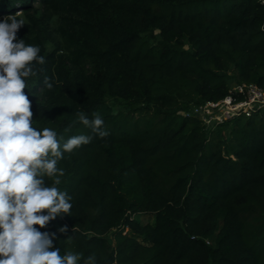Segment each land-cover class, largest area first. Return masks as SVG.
Wrapping results in <instances>:
<instances>
[{
	"label": "trees",
	"instance_id": "trees-1",
	"mask_svg": "<svg viewBox=\"0 0 264 264\" xmlns=\"http://www.w3.org/2000/svg\"><path fill=\"white\" fill-rule=\"evenodd\" d=\"M10 16L45 58L27 80L35 125L69 135L83 111L107 131L58 164L73 208L41 229L54 246L81 264H264V110L219 124L228 136L183 114L232 83L264 91V0H0Z\"/></svg>",
	"mask_w": 264,
	"mask_h": 264
},
{
	"label": "clouds",
	"instance_id": "clouds-1",
	"mask_svg": "<svg viewBox=\"0 0 264 264\" xmlns=\"http://www.w3.org/2000/svg\"><path fill=\"white\" fill-rule=\"evenodd\" d=\"M24 25L16 16L0 20V264H81L80 253H62L54 246L57 233L41 229L57 217H72V196L58 187L65 175L58 164L66 153L91 143L93 137L81 134L65 139L53 128L35 125L29 99L35 95L28 90L27 80L36 75L33 64L42 65L45 58L38 45L17 37ZM43 86L49 91L54 87L48 77ZM77 118L97 137L107 135L99 113L90 119L80 111ZM45 177L52 179L51 185ZM58 232L66 234L67 226ZM82 264H96L95 255Z\"/></svg>",
	"mask_w": 264,
	"mask_h": 264
},
{
	"label": "built area",
	"instance_id": "built-area-1",
	"mask_svg": "<svg viewBox=\"0 0 264 264\" xmlns=\"http://www.w3.org/2000/svg\"><path fill=\"white\" fill-rule=\"evenodd\" d=\"M244 96L243 100H236L232 93ZM264 107V91L256 84L237 85L231 95L220 101H206L201 105L193 106L183 114L194 116L204 124L213 122L215 125L232 121L242 117H251L254 110ZM209 122V123H208Z\"/></svg>",
	"mask_w": 264,
	"mask_h": 264
},
{
	"label": "rangeland",
	"instance_id": "rangeland-1",
	"mask_svg": "<svg viewBox=\"0 0 264 264\" xmlns=\"http://www.w3.org/2000/svg\"><path fill=\"white\" fill-rule=\"evenodd\" d=\"M22 13L19 12V16H21ZM52 19V26L56 27L59 25V20L57 17H53ZM1 20V18H0ZM52 47L50 46L49 49H51ZM185 49H189V46L187 44H185ZM91 74L94 73V70L91 68L90 69ZM231 74V72H230ZM237 86L236 83H232L231 85V89H234ZM106 104L111 108L112 112L114 114L117 113H128L130 111V108L132 107V105H130L127 101L121 99V98H114V97H107L106 98ZM262 110H264V107H262ZM262 115V114H261ZM209 123V122H208ZM204 128L207 131H215L217 133V135H221V136H228L229 131L231 130V127L228 128H218L217 125H215L213 122L209 123V124H204ZM88 132V128L85 126H82L79 130L75 131L72 134L69 135H63L65 139H67L69 136L72 135H86ZM139 221L143 222V223H152L153 222V218L150 216H139L138 217Z\"/></svg>",
	"mask_w": 264,
	"mask_h": 264
}]
</instances>
